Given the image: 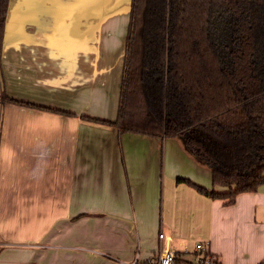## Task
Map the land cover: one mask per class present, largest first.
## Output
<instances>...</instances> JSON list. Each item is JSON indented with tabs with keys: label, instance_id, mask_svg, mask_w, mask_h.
Segmentation results:
<instances>
[{
	"label": "crops",
	"instance_id": "0c3cea01",
	"mask_svg": "<svg viewBox=\"0 0 264 264\" xmlns=\"http://www.w3.org/2000/svg\"><path fill=\"white\" fill-rule=\"evenodd\" d=\"M132 4L10 0L0 90L38 106L0 99V264H129L161 231L175 248L209 241L224 264L264 262V184L228 205L177 182L213 186L181 141L82 118L118 115ZM165 141L181 159L162 188Z\"/></svg>",
	"mask_w": 264,
	"mask_h": 264
},
{
	"label": "trees",
	"instance_id": "16d2710c",
	"mask_svg": "<svg viewBox=\"0 0 264 264\" xmlns=\"http://www.w3.org/2000/svg\"><path fill=\"white\" fill-rule=\"evenodd\" d=\"M10 0H0V63ZM2 103H34L0 90ZM49 110L74 114L57 108ZM82 118L160 138L184 136L230 205L264 184V0H133L118 115ZM264 263V262H261Z\"/></svg>",
	"mask_w": 264,
	"mask_h": 264
},
{
	"label": "built area",
	"instance_id": "2783aa9c",
	"mask_svg": "<svg viewBox=\"0 0 264 264\" xmlns=\"http://www.w3.org/2000/svg\"><path fill=\"white\" fill-rule=\"evenodd\" d=\"M166 241V234L161 231L158 249L146 257L142 256L141 250L138 249L134 259L129 264H224L220 255L210 248L209 241H196L193 248L186 245L175 248L168 246Z\"/></svg>",
	"mask_w": 264,
	"mask_h": 264
},
{
	"label": "rangeland",
	"instance_id": "374dc122",
	"mask_svg": "<svg viewBox=\"0 0 264 264\" xmlns=\"http://www.w3.org/2000/svg\"><path fill=\"white\" fill-rule=\"evenodd\" d=\"M167 139H168V142L171 141L170 139H174L175 141H181L182 145L186 148V151H188L187 153H189V150H188L186 143H185V137L184 136H179V137L168 136ZM166 145H167L166 141H165V143L163 142L162 188H164V185H165L166 172L169 175L170 174V167L173 166L172 160L181 159V157L179 155H177V153H174V159H173L172 158L173 154H171V149H170L171 144L169 143L168 150H166V148H167ZM175 155H177V158ZM192 156L198 161V163L200 165L207 166L203 162H201L198 158H196L193 154H192ZM186 168L187 167L184 165V166H180L178 169L180 170L181 174H184V173L188 172ZM162 192H163V190H162ZM185 239H187V238H185Z\"/></svg>",
	"mask_w": 264,
	"mask_h": 264
}]
</instances>
